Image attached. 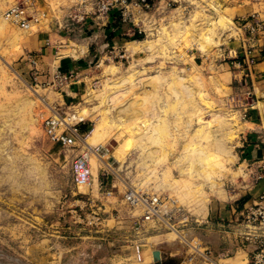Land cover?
<instances>
[{
    "label": "rangeland",
    "instance_id": "rangeland-1",
    "mask_svg": "<svg viewBox=\"0 0 264 264\" xmlns=\"http://www.w3.org/2000/svg\"><path fill=\"white\" fill-rule=\"evenodd\" d=\"M174 1L136 13L133 33L119 48L93 55L79 75L51 87L29 81L22 66L29 39L51 21L45 6L61 13L83 0H0V264H157L155 251L162 253L159 264L180 263L190 247L154 223L146 224L142 235L135 233L133 222L142 219L145 209L130 205L126 195L136 191L167 199L173 223L190 243L205 249L198 228L209 209L235 205L251 185V169L237 162L243 118L231 100L235 95L227 85L223 65L228 60L223 58L241 33L236 25L253 17L264 24V0ZM26 2L37 3L40 14V22L29 30L5 17ZM73 48L71 43L62 55L77 56ZM116 69L113 75L110 70ZM129 78L130 84L118 88ZM180 81L191 83L181 88ZM124 93L131 95L114 106L113 98ZM58 110L70 125L79 123L84 110L92 114L80 124L88 129L80 133L82 139L103 124L101 134L86 142L111 151L104 159L114 168L108 177L110 198L100 184L105 165L95 156L91 187H75L73 163L87 152V144L78 138L65 149L49 139L44 123ZM117 151L122 159L114 157ZM161 180L169 189L163 194L155 191ZM88 198L103 208L113 238L128 242L108 245L102 234L80 223L77 215L88 211ZM187 219L193 229L181 225ZM244 242L245 252L239 255L246 259L251 243ZM136 244L142 246V261H128ZM208 249L212 256L214 249Z\"/></svg>",
    "mask_w": 264,
    "mask_h": 264
},
{
    "label": "crops",
    "instance_id": "crops-1",
    "mask_svg": "<svg viewBox=\"0 0 264 264\" xmlns=\"http://www.w3.org/2000/svg\"><path fill=\"white\" fill-rule=\"evenodd\" d=\"M79 6L71 5L64 8L61 13H56L48 5L44 7L51 21L46 27L31 35L26 49L28 56L31 55L37 60V83L44 85L51 81L57 70L66 75L75 73L79 75L82 69L89 66L88 61L93 55H100L108 48L116 50L127 41L126 37L132 35V26L116 19L114 13L105 19L91 14L80 23L72 22L68 15L71 12L78 13ZM235 27L241 33L233 38L235 42L228 46V52L237 51L239 58L235 59L234 53L227 55L229 60L223 67L231 94L238 93L243 100L241 108L244 116L243 127L236 142L237 162L250 168L253 177L248 189L240 193L239 201L235 199L234 202L238 203L232 206L227 203L225 207H211L204 225L198 228L203 242L208 245L207 248L214 249L213 259L220 264L222 262L226 264L225 260L229 259H232L233 264L250 263L255 238L251 233V244L248 246L251 250L248 251L246 259L243 255L241 257V252H245L244 236L247 233L242 224V215L245 209L264 193V179H258L264 172V32L252 42L242 28L237 25ZM71 43L77 46V49H72L77 52V56H74V53L62 55ZM249 49L257 57V64L251 75L241 70L245 53ZM28 56L22 66L24 70L29 71L27 75L29 81H33L34 67ZM248 94H251V99ZM251 103L253 106L249 107ZM78 129L84 134L88 130L85 125H79ZM108 187L109 180L105 189H110Z\"/></svg>",
    "mask_w": 264,
    "mask_h": 264
},
{
    "label": "built area",
    "instance_id": "built-area-1",
    "mask_svg": "<svg viewBox=\"0 0 264 264\" xmlns=\"http://www.w3.org/2000/svg\"><path fill=\"white\" fill-rule=\"evenodd\" d=\"M163 0H83L80 3V11L77 13L71 12L68 17L72 22L80 23L85 20L86 16L91 14H96L103 19L109 17L111 13H114L116 19H119L122 23L131 25L135 23L136 13H142L143 11H154L159 7ZM173 2H175L173 0ZM90 5L91 9L88 10ZM38 4L34 2H26L16 5L15 8L8 10L5 13V17L8 21L22 27L25 30H29L33 24L40 22V14H38ZM43 17H46V13H42ZM240 24L246 33L250 41L256 40L264 32V24L259 19L253 17L252 19H247ZM141 32V31H139ZM233 51L228 52L230 55ZM223 58V60H229L228 57ZM235 59H238V53L235 51ZM31 65L34 67L33 77L36 80L37 76V60L31 55L28 56ZM257 64V57L252 54L251 49L245 53L244 62L242 63L241 70L247 75L253 73V69ZM72 75L62 74L58 70L53 74L51 81L44 84L51 87H61L64 86ZM231 100L236 105V109H240L242 118H244L241 111L243 100L240 94H233ZM249 99L252 98L251 94ZM253 104H249L252 107ZM66 113H62L61 110L55 112L54 116L46 120L44 123V129L49 139L56 143L62 145L65 149H70L74 147L77 143V139L80 136L79 125L84 123L79 121L76 125H70L66 119L63 117ZM74 119V117H72ZM93 151L97 154L98 158L102 161L111 155V151L108 146L93 148ZM86 154L81 157H76L73 163V183L75 187H91L92 185V170L88 159L85 157ZM110 159V158H109ZM108 159V161H109ZM108 165H110L108 163ZM106 170H103L102 176L103 181L101 183L102 189H105L106 182L109 180V172L111 170L108 166H105ZM258 179H264V172L259 175ZM105 198H110L113 195V191L106 189L103 193ZM127 202L132 206L142 205L145 209V214L140 221L133 222V231L138 235H142L146 224L154 223L158 229H167L180 237L181 241L187 244L192 251L188 257L180 262L179 264H205L208 261L210 264H220L219 261L213 259L208 248L203 249L200 244L201 250L197 249L195 245L187 240V234L180 229V226L173 223L172 211L162 212L161 207L165 205L167 199H161L160 197H155L151 195H143L135 191H130L126 195ZM169 202V201H168ZM166 202V203H168ZM89 207L88 211L85 213L78 214L77 217L80 219V223L87 227H90V231H95L96 234H102L101 238L108 245L116 242H128V240H121L113 238V228L108 225L109 220L105 218L106 214L103 208L96 204V201L92 198H88L86 203ZM242 224L247 229V233L244 236L246 240L251 241V233L254 234L255 246L254 250L251 251L252 259L249 264H264V193L250 206H248L242 215ZM190 221L184 220L181 225L187 229H193L194 225L190 226ZM198 224V223H195ZM199 226V225H198ZM143 230V231H142ZM142 246L136 244L134 247L133 257L126 258L128 261L132 259L142 260ZM114 254V252H113Z\"/></svg>",
    "mask_w": 264,
    "mask_h": 264
},
{
    "label": "bare ground",
    "instance_id": "bare-ground-1",
    "mask_svg": "<svg viewBox=\"0 0 264 264\" xmlns=\"http://www.w3.org/2000/svg\"><path fill=\"white\" fill-rule=\"evenodd\" d=\"M13 8H15V7H13ZM206 40H207V42H212L211 40V37L210 36H207L206 37ZM141 44H145V42H141ZM128 45H132L131 43H129ZM233 53L235 54V51H233ZM92 117V114L88 111V110H84L83 112H82V115H81V117H80V120L79 121H84V120H86V119H89V118H91ZM74 119H76V117H74ZM235 119V118H234ZM77 120V119H76ZM108 124V123H107ZM102 126H103V124H97V126L90 132V134H89V137H88V139H82V138H80L83 142H85L86 144H87V148H86V150H87V152L85 153L86 155H85V157L88 159V161H89V163H90V167H91V170H92V183H93V181L95 180V177H94V175H93V169H92V165H91V161H92V156H95V157H97L98 158V156H97V154L93 151V148H96V147H100V146H90V145H88V143L86 142L87 140L89 141V140H92V139H94V138H96V137H98V135H100L101 134V130H102ZM117 129H119V127L117 128ZM116 129V130H117ZM118 131V130H117ZM121 135V134H120ZM116 156V157H115ZM114 157L116 158V159H119V158H121V151H117L116 153H114ZM122 159V158H121ZM103 165H105V166H108L111 170H114V168H113V166L112 165H108V162L107 161H103ZM104 166V167H105ZM105 168H107V167H105ZM136 192V191H135ZM170 206H172L171 205V202H170V204H165V205H163L162 207H161V211L162 212H168V211H172L173 209H170ZM177 235V234H176ZM178 237V236H177ZM194 244V243H193ZM196 248L197 249H200L201 250V247H200V244H198V245H196ZM142 261V260H141Z\"/></svg>",
    "mask_w": 264,
    "mask_h": 264
},
{
    "label": "clouds",
    "instance_id": "clouds-1",
    "mask_svg": "<svg viewBox=\"0 0 264 264\" xmlns=\"http://www.w3.org/2000/svg\"><path fill=\"white\" fill-rule=\"evenodd\" d=\"M144 63V62H143ZM161 67H163V65H161ZM112 72L113 75L116 74L117 71H119L118 69L116 70H110ZM145 73H140V75H144ZM175 76L172 77V79L174 78ZM132 82V78H129L128 80H124L123 83H120L118 84V88H123L126 84H130ZM156 82L157 83H161V81L159 80V78H156ZM165 84H167V82L165 81L164 82ZM188 83H191V81H180V87L183 88L185 84H188ZM185 93H187L190 97L193 96L192 94V91L191 89H187L185 88L184 89ZM131 95V93H124V94H121V95H118L116 97L113 98V100L111 101V103L114 105V106H119L120 104H122L124 102L125 99H127V97ZM173 95L175 96L176 93H173ZM177 99H179V97H177ZM101 107H103V104L101 105ZM95 111H99V109H94ZM114 110V108H113ZM167 115V113H166ZM158 119V117H157ZM158 164H162L163 161L162 160H159L157 161ZM159 179V178H158ZM169 189L166 185V182L161 180L160 183L156 186V189L155 191L158 192V193H161L163 194L164 192H167Z\"/></svg>",
    "mask_w": 264,
    "mask_h": 264
},
{
    "label": "water",
    "instance_id": "water-1",
    "mask_svg": "<svg viewBox=\"0 0 264 264\" xmlns=\"http://www.w3.org/2000/svg\"><path fill=\"white\" fill-rule=\"evenodd\" d=\"M153 257H154V261H155V263H160V262H162V253H161V251H155V252L153 253Z\"/></svg>",
    "mask_w": 264,
    "mask_h": 264
},
{
    "label": "trees",
    "instance_id": "trees-1",
    "mask_svg": "<svg viewBox=\"0 0 264 264\" xmlns=\"http://www.w3.org/2000/svg\"><path fill=\"white\" fill-rule=\"evenodd\" d=\"M169 262H170V264H177L174 260H170ZM157 264H159V263H157Z\"/></svg>",
    "mask_w": 264,
    "mask_h": 264
}]
</instances>
